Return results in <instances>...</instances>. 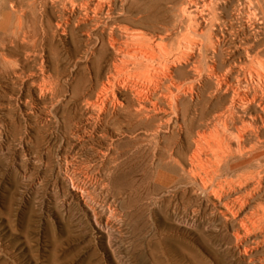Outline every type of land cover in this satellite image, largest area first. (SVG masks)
<instances>
[{"label": "rangeland", "instance_id": "374dc122", "mask_svg": "<svg viewBox=\"0 0 264 264\" xmlns=\"http://www.w3.org/2000/svg\"><path fill=\"white\" fill-rule=\"evenodd\" d=\"M59 11L48 3L43 12L39 0H0V264L263 260L264 245L251 259L241 243L254 246L263 233L252 228L255 234L242 238L237 221L199 187L188 130L167 127L153 137L149 122L135 118L90 130L104 80L97 64L110 67L114 52L99 59L74 22L57 26ZM181 66L173 77L189 85ZM178 97L184 109L190 95ZM155 141L167 151L161 180L152 173Z\"/></svg>", "mask_w": 264, "mask_h": 264}, {"label": "bare ground", "instance_id": "6f19581e", "mask_svg": "<svg viewBox=\"0 0 264 264\" xmlns=\"http://www.w3.org/2000/svg\"><path fill=\"white\" fill-rule=\"evenodd\" d=\"M48 3L60 9L57 26L74 22L99 59L114 52L110 67L97 64L104 80L90 130L102 131L121 118L149 122L146 130L153 137L167 127L188 130L194 144L188 161L195 163L199 187L228 220L237 221L241 237L257 228L263 233L259 244L241 242L242 254L251 258L264 245V0H39L43 12ZM181 65L191 76L189 85L173 77V68ZM114 91L129 98L121 102ZM179 94L190 95L184 109ZM166 154L158 143L152 147L158 180L166 176Z\"/></svg>", "mask_w": 264, "mask_h": 264}]
</instances>
